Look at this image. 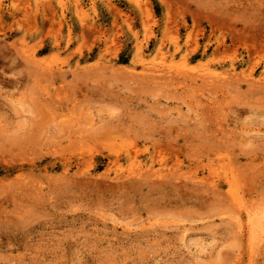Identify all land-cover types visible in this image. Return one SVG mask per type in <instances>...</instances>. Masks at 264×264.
<instances>
[{
	"label": "rangeland",
	"instance_id": "rangeland-1",
	"mask_svg": "<svg viewBox=\"0 0 264 264\" xmlns=\"http://www.w3.org/2000/svg\"><path fill=\"white\" fill-rule=\"evenodd\" d=\"M263 74L264 0H0V264H264Z\"/></svg>",
	"mask_w": 264,
	"mask_h": 264
},
{
	"label": "bare ground",
	"instance_id": "bare-ground-1",
	"mask_svg": "<svg viewBox=\"0 0 264 264\" xmlns=\"http://www.w3.org/2000/svg\"><path fill=\"white\" fill-rule=\"evenodd\" d=\"M28 55V54H27ZM32 60V59H31ZM34 61V60H33ZM32 61V62H33ZM233 67V66H232ZM227 73V72H226ZM227 74H229V73H227ZM226 74V75H227ZM230 75H232V74H230ZM234 75V74H233ZM232 75V76H233ZM239 76V75H238ZM235 77V76H234ZM233 77V78H234ZM236 77H237V75H236ZM235 77V78H236ZM231 78V77H230ZM254 81V80H253ZM259 81H264V74L262 75V77L260 78V80ZM254 84V82L252 83V85ZM260 84V83H259ZM262 84H264V83H262ZM130 153V152H129ZM218 160V159H217ZM208 161H209V159H208ZM221 162H222V159H221ZM225 162V161H224ZM229 164V163H228ZM218 165V164H217ZM222 166V165H221ZM231 166V165H230ZM152 168V167H151ZM229 169V168H228ZM221 170H222V168H221ZM157 171V170H156ZM156 171H153V173L154 172H156ZM150 173H151V170H150ZM149 173V174H150ZM157 173H158V171H157ZM236 173V172H235ZM160 174H162V173H160ZM234 174V173H233ZM232 173H228V172H226L224 175H223V177L225 178V181H226V183H227V186H228V190H227V193H228V195H229V197H230V201L232 202L231 204H233L235 207H234V209H237V210H239L240 211V209H244L245 207H243V206H245L243 203V201L241 200V198H240V195H239V192L237 191V189L235 188V186H236V176H234ZM154 175H155V173H154ZM163 175V174H162ZM158 177L160 176L159 174L157 175ZM164 176V175H163ZM180 176H181V174H180ZM189 178V177H188ZM187 178V179H188ZM117 179V178H116ZM195 180V179H194ZM199 180V179H198ZM193 181V180H192ZM216 185V184H215ZM215 185H213L212 184V186L214 187ZM247 207V206H246ZM248 210V209H247ZM238 213V212H237ZM246 214H247V212H246ZM238 216V215H237ZM239 219V218H238ZM248 225H251L250 227H248V228H250V229H253L254 227H252L253 225H254V214H252L251 212H248ZM256 219V218H255ZM256 222H257V220H256ZM240 224V223H239ZM245 224V223H244ZM259 224V223H258ZM246 225V224H245ZM242 226V225H241ZM244 228V227H243ZM256 228H257V226H256ZM247 229V228H246ZM255 231V230H254ZM254 231H253V234H254ZM252 234V233H251ZM250 235V234H249Z\"/></svg>",
	"mask_w": 264,
	"mask_h": 264
}]
</instances>
